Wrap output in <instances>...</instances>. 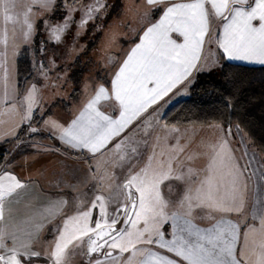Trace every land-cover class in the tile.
I'll list each match as a JSON object with an SVG mask.
<instances>
[{
	"label": "snow or ice",
	"instance_id": "1",
	"mask_svg": "<svg viewBox=\"0 0 264 264\" xmlns=\"http://www.w3.org/2000/svg\"><path fill=\"white\" fill-rule=\"evenodd\" d=\"M144 2L152 10L164 5L159 19L125 54L110 87L96 86L79 114L65 125L50 117L45 119L35 83L26 87L22 99H17L16 26L21 42L31 46L38 15L34 9L54 16L59 8L65 12L62 23L53 24L50 18L43 24L49 42L59 44L76 23L78 31L71 52L80 30L108 6L102 0L80 3L79 7L75 6L78 0H60L59 4L57 0H0V18L5 25L0 29V127L8 125V135L16 138L19 130L26 128L31 137L41 130L33 126L34 118L43 121L49 137L58 140L65 151L89 154L86 175L66 187L78 194L81 185L93 182L88 205L64 218L53 240L41 248L39 236L44 222L54 214L40 213V219L17 223L9 209L6 217V205L25 184L10 173L0 175V264H34V258L42 256L51 264H74L76 256L85 257L86 264H264V205L252 210L251 219L258 220V227L246 224L242 231L238 223L225 218L226 214L245 212L247 181L251 179L246 175L249 165L241 166L227 147L231 127L226 136L209 146V165L202 172L186 168V161L195 159V154L181 156L186 145L180 143L179 136L175 145H168L169 135L178 133V129L165 126L164 134L156 136L147 130L152 123L149 118L159 110L153 105H159L178 86H190L194 73L204 71L200 61L206 44L215 43L227 60L264 64V0ZM77 11L82 13L78 22L74 19ZM9 23L13 25L11 30L7 28ZM172 33L182 36L183 43H177ZM44 44L40 41L42 54ZM49 65L57 66L54 60ZM33 68L48 79L50 68L42 61L38 67L34 61ZM102 101L112 104L119 113L117 118L100 110ZM225 106L231 107L228 100ZM133 134L140 136V143L128 152L122 146ZM116 137L119 140L109 147ZM141 146L148 154L143 166L138 167ZM106 152L116 154L112 167H127L122 179L109 173V162L103 159ZM260 180H264V174ZM165 181L183 186L175 199L161 194ZM65 203L61 199L56 206ZM198 216L211 226L200 227L195 222Z\"/></svg>",
	"mask_w": 264,
	"mask_h": 264
},
{
	"label": "rangeland",
	"instance_id": "2",
	"mask_svg": "<svg viewBox=\"0 0 264 264\" xmlns=\"http://www.w3.org/2000/svg\"><path fill=\"white\" fill-rule=\"evenodd\" d=\"M68 2H70V0H68ZM95 2L96 0H78V3L75 6L79 7L80 3L87 5L94 4ZM102 2L108 6L107 9H102L99 13L95 14L94 19L90 20L84 26V28L80 30V35L75 39V46L71 52H69V49L72 47L73 40L76 37V33L78 31L77 24L73 23L71 25L70 29L61 37L62 42L59 44L49 42L48 30L43 24L44 20L50 18L51 23L53 24L62 23V17L65 15V12L59 8L55 12L54 16H52L50 13L44 12L43 10L34 9V11H38V15L34 18V28L36 33L33 37V44L31 46L21 42L19 37V25L16 26V43L19 45V55L16 57L15 61V80L17 85L20 87L17 88V99H22L26 87L32 83H35L38 87L37 95L40 98L41 107L45 112V119L50 117L49 114L52 112V108L57 109L60 114L61 111L65 113V105L68 103H70V107L68 106V108L76 111L83 105L86 97L94 91L96 86L105 84V86L108 87L112 72L115 69L117 63L120 61L121 56L127 50L128 46L132 42L131 40L137 35V32L140 31L146 22L145 11L148 6H146L144 0H102ZM57 3L59 4L60 0H57ZM81 15L82 13L79 11L74 13L75 21L78 22L81 18ZM3 27H5L4 22L0 21V29ZM12 27L13 25L11 23L7 24V28L9 30H11ZM40 41H45V51L43 54L40 52ZM212 49L213 44L208 45V50L206 51L201 63L204 65V71L202 72L218 71L222 65L219 53L217 51H213ZM20 55H27V57L21 59L20 72L18 73L16 63ZM51 60H54L55 64L57 65L55 68H50L49 61ZM34 61L36 62L37 67L42 61L46 68H50L47 80H45L34 70ZM190 86H182L181 88L177 89L163 104H160L156 107L159 109L158 112H155L153 116L149 118L152 122L151 126L153 125V129L157 127L155 125L160 123L163 112L170 105L174 104L180 99L188 98L190 96ZM55 100H57V106L52 107V104H56V102L52 103ZM19 107L20 106L18 105V108ZM107 107H111V105L107 104ZM52 114L55 115L52 116V118L60 121L59 114L55 112H52ZM38 115L39 113H37V116ZM7 119L8 117L6 120ZM33 126H37L39 129L48 131L47 129H44L43 121L35 118L33 120ZM196 129L197 130L195 132L187 134V139L180 141V143L188 146V150L185 152L186 154H195V159L188 160V162L196 161V165L199 167L197 171L201 172L203 171L201 166H204L205 169V166L208 167L209 165L211 156V148L209 146L216 143L221 137L226 136V130L228 128L224 130L222 125H211L200 127L197 126ZM147 130L150 131L151 128ZM42 132L43 131H38L37 133L39 134L37 135L42 134V137L48 136L45 135L46 132ZM20 133L21 135L19 139H21L25 133V136L27 137L26 140L31 139L28 136L26 128H21L19 130V134ZM177 135L178 133L176 134V137ZM227 139L229 141L227 147L232 151L231 154L236 157L238 163L241 166L247 165L249 162L247 155L243 152L241 144L239 143V139L236 137L235 133L233 134V131L232 135L227 136ZM24 140L25 138L23 137L21 141ZM116 140H119V137L114 139L108 146L111 147L112 143H115ZM172 140H174L173 137L169 138V141ZM16 141H14V144L12 145H16ZM246 142L248 141L246 140ZM50 143L49 145L53 144L55 146L53 142L51 144ZM139 143L140 136L133 134L130 137L128 144L122 146V148L130 152V149L137 146ZM197 147H201V149L198 150ZM46 149L47 150L41 148L38 150L40 151V154L38 153V155L41 157L42 166L37 172H33L35 174L34 176L38 177L39 181L41 182L37 187L36 194L43 197L42 205H57L58 200H67V193L69 189L65 184V167L67 168L66 165L68 164L66 159H63L62 162L60 160L59 163L57 160L50 159L52 152L49 147ZM32 151L33 150H28V152L25 154L32 155L34 153V151ZM140 151L142 155L139 159V164L137 165L138 167L143 166L145 161V149L143 146H141ZM199 151L201 152L199 153ZM18 156L16 164L19 160ZM116 158L117 157L115 153L109 152H106L103 157L105 161L109 162V173L117 178L122 179L123 176L127 175L128 170L126 166L112 167L111 162ZM29 164L30 163H27L26 165ZM57 166L60 167L57 168ZM74 167L75 174H77L76 168L78 167L81 169L83 175H86L87 167L86 169H83L79 166ZM57 172L60 173L62 177L56 182H50L52 176H58ZM252 177L254 178L253 174ZM92 183L93 182H89V185L86 187L87 189L89 188L88 191L90 199L93 196ZM171 184L172 182H169V185L166 186V191L170 190L169 192H171V190L175 191L179 188H175L174 186H171ZM112 194L115 195V193ZM104 195L108 196L109 193L105 192ZM19 196L20 194H16L8 206L11 210L15 208L16 210L23 212L24 209L21 208L22 205H19L18 202L16 203V201H14L18 199ZM53 200L56 202H52ZM88 203L89 200H80L79 202L74 200V203H69L68 206L67 203L61 205L62 210L59 211V214L51 222V234L55 233L56 227L62 224L64 218L76 215L77 211L84 209ZM95 219L96 215L94 213L93 220ZM92 226H94V224ZM115 254L116 253H114V255ZM127 255L128 254L126 253L125 256ZM34 264H51V262L47 261L46 256H42L38 259L34 258ZM74 264H86V258L82 256H76L74 257Z\"/></svg>",
	"mask_w": 264,
	"mask_h": 264
},
{
	"label": "crops",
	"instance_id": "3",
	"mask_svg": "<svg viewBox=\"0 0 264 264\" xmlns=\"http://www.w3.org/2000/svg\"><path fill=\"white\" fill-rule=\"evenodd\" d=\"M163 7H164V5L162 4L158 8H156L155 10H152L149 7L146 9V11H145V14H146L145 21L146 22L144 23V25L140 29V31L137 32V35L131 40L132 42L128 46L127 50L121 56L120 61L117 63L115 69L112 72L111 78L113 76L114 71H116L118 69L119 63L125 58V54L127 52H129L130 49L132 47H134L136 43L139 42L140 37L143 35V31L148 26H150L152 23H155L159 19L160 15L162 14ZM0 21H3L2 18H0ZM216 23L217 22L214 21V24H216ZM215 30H216L217 35H219L220 29L217 27ZM171 35H172V38L177 41V43H183V37L182 36H179V34H177V33H172ZM212 44H213L212 50L217 51L219 53L222 64L224 62H232V63L244 64V65H249V66L264 65V64H259V63H250L247 61L227 60L223 57L220 50L217 49V46L215 45V43H212ZM207 50H208V44L205 45V48L201 53L200 63H202V60H203ZM20 56L18 57L19 59L17 60V63H16V68L18 70V73L20 72V65H21L20 59L22 57H25L26 55H24V56L20 55ZM195 74H197V73H194V75ZM111 78H110V81H111ZM18 87H19V85H18ZM108 87H110V84L108 85ZM181 87L182 86H178L177 89H179ZM177 89H173V92L169 93L168 97H165L164 100L160 101L159 105L163 104ZM56 101L57 100H55L52 103H55ZM68 104L66 105V112L65 113H63V111H61V114H60L57 109L52 108V112L59 114L60 122L64 123L65 125H67V123H69L72 119H74L79 114V111L81 110V108L83 106L82 105L80 108H78L75 111L71 108H68V106L70 107V103H68ZM107 104L111 105V107H107ZM159 105H153V108H156ZM56 106H57V102H56V104H52V107H56ZM100 110L104 111L105 114L111 115L114 119L117 118L119 115L118 111L113 109V106L110 102H103L102 101L101 106H100ZM149 111H152V109H149ZM52 112L49 114L50 118H52V116H55L54 114H52ZM6 118H7V116L4 117L5 120H6ZM52 119H54V118H52ZM155 126H157V127H155L156 129L155 128L153 129V125L150 127L151 128L150 132H152V135L153 136H156L157 134L163 135L164 134L163 128L165 127V125H163L161 123V120H160V123H158ZM8 127H9L8 125H6V126L4 125V126L0 127V144L4 143L6 141L8 142L7 150H6L2 160L0 162V175L4 174L5 172L10 173L12 175H15L17 177V179H19L21 182H23L25 184V188L17 189L16 193L14 194V197L16 196V194H20L19 198L14 200V201H16V203L18 202L19 205L21 204L22 205L21 208H23L24 211L21 212L20 210H16L15 208H13V210L10 209L11 210V218L15 222L18 220L17 223H22L24 221L40 219V215H39L40 213H43L45 215H48L50 212L53 213L54 215H52V217L49 220H46L44 222L45 226H44V228H43V230L39 236V242L41 241L40 245H41V248H43V247L47 246V243L49 241L53 240L54 234H51V232H50L51 231L50 225H51V222L59 214V211L62 210V207L61 206L57 207L56 204L42 205L43 197L36 194L37 187L40 185L41 182L39 181L38 177L34 176L35 174L33 172H37L38 169H40L42 166L41 157H40V155H38V153L40 154V151H38V150H40L41 148L46 149L49 147V149L52 152L50 159L57 160L58 163L60 162V160L62 162L63 159H66V162L68 164V165H66L67 168L65 167V169H66V176H65L66 183L65 184L66 185L77 184L80 180L83 179L84 175L81 172V169H79L77 167L76 168L77 174H75L74 173V170H75L74 166H79L83 169L84 168L86 169L87 165L85 164V161H86L89 154H87L86 152L83 154H76L72 150L65 151V148L59 143L58 140H54V139L50 138L48 135V131H45L42 129L40 131L46 132L45 135H48V136L42 137L41 136L42 134L37 135L39 133H35L36 135L32 134V136L30 137L31 139L26 140L27 137L25 136L26 135V133H25V135L22 136L21 139H18L17 141L14 140V141H16L15 142L16 145H12V144H14V141H12V140L15 139L16 137L8 135ZM166 127L169 129L170 128L178 129L179 132H178L177 136L180 137V141L186 140L187 134L193 133L197 130L196 129L197 126L178 127V128L177 127H169V126H166ZM198 127H200V126H198ZM223 128H224V130H226L225 127H223ZM23 129H25V128H23ZM231 130L233 131V134L235 133L236 137L239 139V143L241 144V148L243 149V152L247 155V158L249 160V162H248L249 167L247 169L246 175L251 176V179L247 181V192H246L247 203H246L245 212L243 214H237V213L226 214L225 218L232 220L234 223H238L241 226V230L243 231L244 225H246V224L255 223L257 227L259 226L258 220L253 221L251 219V217H252V210L254 208H259L261 205H264V200L262 199V180H260V176L262 174L261 156L258 154V152H256L250 146V144L248 142H246L245 136L242 135L240 131H237V128L235 126H232ZM125 131H127V129ZM21 133L18 134V136L21 135ZM176 134L177 133H171L169 135V138H171V137L174 138V140H172V141H169V139H168L167 143L169 146L176 144ZM121 135H123V133ZM23 137L25 138V140L21 141L23 139ZM116 138H118V137H116ZM50 142L51 143L53 142L55 144V146L53 144H51ZM49 143L51 145H49ZM50 146H52V147H50ZM57 149H59V151H57ZM197 149L200 150L201 147H197ZM28 150H33L34 153L32 155L25 154L28 152ZM187 150H188V146H186V152H187ZM200 152L201 151H199V153ZM147 153L148 152L145 149V160L147 158L146 157ZM231 153H232V151H231ZM184 155H186V153L181 154V156H184ZM17 156L19 157L18 158L19 160L16 164ZM137 162H138L137 163V165H138L139 160H137ZM187 162L188 161H186V168L191 167L195 171H197V169H199V167H197V165H196V161H191L188 163ZM27 163H30V164L26 165ZM59 167L60 166H57V168H59ZM201 167H202L203 171L208 168L206 166H205V169H204V166H201ZM186 168H185V170H186ZM197 172H199V171H197ZM253 173H255L254 178L252 177ZM57 175L58 176H52L51 177L52 179L50 180V182H52V183L56 182L57 180H59L62 177V175L58 172H57ZM80 176H82V177H80ZM169 182H172L171 186H174L175 188H177V187H179V188L176 189L175 191L171 190V192H169L170 190L166 191V186L169 185ZM88 185H89V183L86 185H81L79 188L78 194L76 192H72L71 190H68L67 200H66L67 206L69 203H74V200L77 202H79L80 200H82V201L90 200V195H89V191H88L89 188L88 189L86 188ZM34 187H36V188H34ZM182 188H183V186L181 184H179V182H177V181H165L164 184L161 185V194L164 195L166 198L175 199L176 195L182 191ZM40 191H39V193H40ZM52 202H56V201L53 200ZM57 202H59V200ZM8 212H9V206L6 205V209H5V216L6 217L8 216ZM195 222L200 227L211 226V224L207 220L201 221L199 216L197 217ZM168 231H170V229H168ZM154 250H156V249H154Z\"/></svg>",
	"mask_w": 264,
	"mask_h": 264
},
{
	"label": "trees",
	"instance_id": "4",
	"mask_svg": "<svg viewBox=\"0 0 264 264\" xmlns=\"http://www.w3.org/2000/svg\"><path fill=\"white\" fill-rule=\"evenodd\" d=\"M190 92L188 98L178 100L163 112L161 123L169 127L235 126L261 155L264 174V65L224 62L218 71L195 74ZM226 100L231 107L225 106ZM7 147V141L0 144V162Z\"/></svg>",
	"mask_w": 264,
	"mask_h": 264
}]
</instances>
